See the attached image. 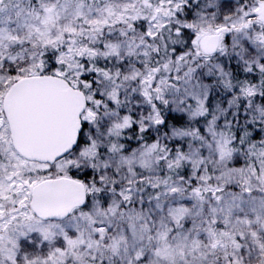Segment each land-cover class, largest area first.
<instances>
[{
	"label": "snow or ice",
	"instance_id": "6c2138e0",
	"mask_svg": "<svg viewBox=\"0 0 264 264\" xmlns=\"http://www.w3.org/2000/svg\"><path fill=\"white\" fill-rule=\"evenodd\" d=\"M0 264H264V0H0Z\"/></svg>",
	"mask_w": 264,
	"mask_h": 264
}]
</instances>
